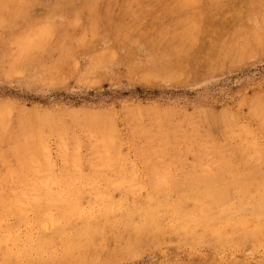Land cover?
Masks as SVG:
<instances>
[{
	"label": "rangeland",
	"instance_id": "rangeland-1",
	"mask_svg": "<svg viewBox=\"0 0 264 264\" xmlns=\"http://www.w3.org/2000/svg\"><path fill=\"white\" fill-rule=\"evenodd\" d=\"M0 6V264H264V0Z\"/></svg>",
	"mask_w": 264,
	"mask_h": 264
},
{
	"label": "bare ground",
	"instance_id": "bare-ground-1",
	"mask_svg": "<svg viewBox=\"0 0 264 264\" xmlns=\"http://www.w3.org/2000/svg\"><path fill=\"white\" fill-rule=\"evenodd\" d=\"M7 1V0H6ZM162 1V0H161ZM212 1V0H211ZM12 2V1H11ZM258 3V2H257ZM263 3V2H262ZM17 4H19V3H17ZM253 4H255V3H253ZM252 4V5H253ZM137 6H138V4H137ZM1 7V6H0ZM176 7V6H175ZM259 7V6H258ZM57 8V7H56ZM55 8V9H56ZM5 9V8H4ZM183 9H184V7H183ZM250 9V8H249ZM7 11V10H6ZM11 11V10H10ZM88 11V10H87ZM255 11V10H254ZM73 12V11H72ZM252 11H250V13H251ZM263 12V11H262ZM261 12V13H262ZM11 13V12H10ZM9 13V14H10ZM56 13V12H55ZM93 13V12H92ZM260 13V14H261ZM233 14H235V13H233ZM249 14V13H248ZM59 15V14H58ZM179 15V14H178ZM186 15V14H185ZM241 15V14H240ZM165 16V15H164ZM242 16V15H241ZM255 16V15H254ZM261 16V15H260ZM50 17V16H49ZM167 17V16H166ZM229 17V16H228ZM251 17V16H250ZM47 18V17H46ZM45 18V19H46ZM59 18V17H58ZM174 18V17H173ZM247 18V17H246ZM252 18V17H251ZM165 19H167V18H165ZM250 19V18H249ZM248 19V20H249ZM59 20V19H58ZM70 20V19H69ZM168 20H170V19H168ZM173 20V19H172ZM236 20V19H235ZM239 20H241V19H239ZM80 22V21H79ZM63 23V22H62ZM139 23V22H138ZM34 24V23H33ZM64 24V23H63ZM105 24V23H104ZM177 24H179V23H177ZM67 25V24H66ZM160 25V24H159ZM170 25V24H169ZM97 26V25H96ZM177 26V25H176ZM110 27V26H109ZM27 28V27H26ZM36 29V28H35ZM45 29V28H44ZM57 29V28H56ZM187 29V28H186ZM73 30H74V28H73ZM58 31V30H57ZM98 31V30H97ZM135 31H137V30H135ZM224 31V30H223ZM28 32H31V31H28ZM103 32V31H102ZM158 32V31H157ZM164 32V31H163ZM243 32V31H242ZM185 34H189V32H187V31H185L184 32ZM146 34V33H145ZM176 35H177V33H175ZM174 34V35H175ZM199 34V33H198ZM97 35V34H96ZM121 35V34H120ZM159 35V34H158ZM204 35V34H203ZM179 36V35H178ZM219 36V35H218ZM229 36V35H228ZM35 37V36H34ZM202 37V36H201ZM25 38V37H24ZM93 38V37H92ZM91 38V39H92ZM155 38H157V37H155ZM160 38V37H159ZM169 38H171V37H169ZM82 39V38H81ZM117 39V38H116ZM204 39H207V38H204ZM229 39V38H228ZM83 40V39H82ZM155 40V39H154ZM182 40V39H181ZM116 41V40H115ZM50 42V41H49ZM53 42H54V40H53ZM141 42V41H140ZM170 42V41H169ZM44 43V42H43ZM56 43V42H55ZM54 43V44H55ZM142 43V42H141ZM185 41H184V43L183 42H181L180 43V45H182V46H184L185 45ZM121 44V43H120ZM140 44V43H139ZM145 44V43H144ZM170 44V43H169ZM176 44V43H175ZM61 45V44H60ZM166 45V44H165ZM46 46V45H45ZM175 47V46H174ZM174 47H173V49H174ZM181 47V46H180ZM213 47V46H212ZM144 48V47H143ZM170 49H171V47H169ZM33 49V48H32ZM52 49H54V48H52ZM162 49V48H161ZM38 50V49H37ZM190 51V50H189ZM24 52V51H23ZM164 52V51H163ZM220 52V51H219ZM165 53V52H164ZM30 54V53H29ZM41 54V53H40ZM62 54V53H61ZM151 54V53H150ZM172 54V53H171ZM180 54V53H179ZM45 55V54H44ZM183 55V54H182ZM146 56V55H145ZM106 57V56H105ZM156 58V57H155ZM93 59V58H92ZM163 59V58H162ZM57 60V59H56ZM94 60V59H93ZM152 60V59H151ZM164 60V59H163ZM162 60V61H163ZM165 61V60H164ZM28 62V61H27ZM46 62V61H45ZM143 63V62H142ZM155 64V63H154ZM167 64V63H166ZM165 64V65H166ZM28 65V64H27ZM173 65V64H172ZM30 66V65H29ZM41 66V65H40ZM53 66V65H52ZM174 66V65H173ZM50 67V66H49ZM163 67V66H162ZM257 101V100H256ZM251 105H253V104H251ZM1 109V108H0ZM129 110V109H128ZM154 110V109H153ZM263 110V109H262ZM132 111V110H131ZM162 112V111H161ZM101 113V112H100ZM158 113V112H157ZM148 114V113H147ZM89 115V114H88ZM94 115V114H93ZM124 115V114H123ZM129 115V114H128ZM132 115V114H131ZM158 115V114H157ZM103 116V115H102ZM151 116V115H150ZM107 116H105V118H106ZM40 118V117H39ZM104 118V119H105ZM64 119V118H63ZM26 120V119H25ZM24 120V121H25ZM37 120V119H36ZM102 120V119H101ZM236 121V120H235ZM39 122V121H38ZM37 122V123H38ZM144 123V122H143ZM24 124H26V123H24ZM60 124V123H59ZM71 124V123H70ZM86 124V123H85ZM95 124V123H94ZM145 124V123H144ZM99 125V124H98ZM158 125V124H157ZM169 125V124H168ZM62 126V125H61ZM96 126V125H95ZM102 126H104V125H102ZM127 126V125H126ZM63 127V126H62ZM65 127V126H64ZM151 127V126H150ZM25 128V127H24ZM93 128V127H92ZM163 128V127H162ZM138 129V128H137ZM149 129V128H148ZM196 129V128H195ZM30 130V129H29ZM52 130V129H51ZM102 130H104V129H102ZM65 131V130H64ZM62 132V131H61ZM73 132V131H72ZM71 132V133H72ZM2 133V132H1ZM135 133V132H134ZM155 133H156V131H155ZM33 134V133H32ZM45 134V133H44ZM99 134V133H98ZM136 134V133H135ZM152 134V133H151ZM1 135V134H0ZM23 135V134H22ZM165 135V134H164ZM237 135V134H236ZM241 135V134H240ZM55 136V135H54ZM95 136V135H94ZM125 136V135H124ZM137 136V135H136ZM247 136V135H246ZM23 137V136H22ZM63 137V136H62ZM100 137V136H99ZM126 137V136H125ZM142 137V136H141ZM24 138V137H23ZM89 138V137H88ZM85 139V138H84ZM114 140V139H113ZM131 140V139H130ZM136 140V139H135ZM147 140V139H146ZM21 141V140H20ZM134 141V140H133ZM73 142V141H72ZM120 142V141H119ZM137 142V141H136ZM242 142V141H241ZM244 142V141H243ZM100 143V142H99ZM122 143V142H121ZM135 143V142H134ZM101 144H102V142H101ZM129 144V143H128ZM149 144V143H148ZM135 145V144H134ZM168 145V144H167ZM251 145V144H250ZM139 146V145H138ZM256 146V145H255ZM58 147V146H57ZM75 147V146H74ZM79 148V147H78ZM135 150H137L138 149V147H137V149L136 148H134ZM8 150V149H7ZM32 150V149H31ZM124 150V149H123ZM44 151V150H43ZM125 151V150H124ZM9 152V151H8ZM26 152V151H25ZM117 152V151H116ZM123 152V151H122ZM121 152V153H122ZM136 152V151H135ZM24 153V152H23ZM56 153V152H55ZM131 153V152H130ZM149 153V152H148ZM131 155V154H130ZM136 155V154H135ZM134 155V156H135ZM110 156V155H109ZM116 156V155H115ZM120 157V156H119ZM122 157V156H121ZM32 158V157H31ZM58 158V157H57ZM30 159V158H29ZM49 159V158H48ZM136 159V158H135ZM137 159H139V158H137ZM143 159V158H142ZM140 160V159H139ZM251 160V159H250ZM5 161V160H4ZM19 162V161H18ZM126 162V161H125ZM145 163V162H144ZM157 163V162H156ZM214 164V163H213ZM18 165V164H17ZM63 165H65V164H63ZM197 166V165H196ZM22 167V166H21ZM65 167V166H64ZM134 167V166H133ZM217 168V167H216ZM32 169V168H31ZM30 169V170H31ZM50 169V168H49ZM60 169H62V168H60ZM193 169V168H192ZM22 170H23V168H22ZM114 170V169H113ZM148 171V170H147ZM63 173L65 172V171H62ZM53 173V172H52ZM58 173H60V172H58ZM97 173V172H96ZM102 173V172H101ZM111 173V172H110ZM188 173V172H187ZM21 174V173H20ZM92 174V173H91ZM116 174V173H115ZM7 176V175H6ZM30 176V175H29ZM50 176V175H49ZM98 176V175H97ZM155 176V175H154ZM166 176V175H165ZM8 177V176H7ZM31 177V176H30ZM54 177V176H53ZM65 178V177H64ZM88 178V177H87ZM98 178V177H97ZM110 178V177H109ZM105 179V178H104ZM144 179V178H143ZM227 179V178H226ZM102 180V179H101ZM82 181V180H81ZM86 181V180H85ZM89 181V180H88ZM107 181V180H106ZM156 181V180H155ZM7 182V181H6ZM31 182V181H30ZM34 182H35V180H34ZM37 182V181H36ZM20 184V183H19ZM67 184V183H66ZM105 184H107V183H105ZM129 184V183H128ZM39 185V184H38ZM40 185H42V184H40ZM62 185V184H61ZM163 185V184H162ZM181 185V184H180ZM222 185V184H221ZM85 186V185H84ZM87 186V185H86ZM100 186V185H99ZM108 186V185H107ZM114 186V185H113ZM23 187V186H22ZM30 187V186H29ZM41 187V186H40ZM110 187V186H109ZM139 188V187H138ZM163 188V187H162ZM54 189H55V187H54ZM93 189V188H92ZM105 189V188H104ZM225 189V188H224ZM50 190V189H49ZM83 190V189H82ZM103 190V189H102ZM134 190V189H133ZM227 190V189H226ZM91 191V190H90ZM122 191V190H121ZM28 192V191H27ZM119 192V191H118ZM8 193V192H7ZM35 193V192H34ZM70 193V192H69ZM87 193V192H86ZM4 194V193H3ZM9 194V193H8ZM82 195V194H81ZM112 195V194H111ZM29 196V195H28ZM89 196V195H88ZM56 197V196H55ZM97 197V196H96ZM106 197H108V196H106ZM45 198V197H44ZM59 198V197H58ZM86 198V197H85ZM92 198V197H91ZM26 199V198H25ZM24 199V200H25ZM95 200V199H94ZM206 200V199H205ZM41 201V200H40ZM83 201V200H82ZM47 202H49V201H47ZM94 202V201H93ZM2 204H5V203H2ZM1 204V205H2ZM56 204V203H55ZM69 204V203H68ZM21 205V204H20ZM48 205V204H47ZM66 205V204H65ZM46 206V205H45ZM57 206V205H56ZM22 207V206H21ZM26 207V206H25ZM42 207V206H41ZM65 207V206H64ZM76 207V206H75ZM32 208V207H31ZM45 208V207H44ZM53 208H55V207H53ZM69 208V207H68ZM72 208V207H71ZM12 209V208H11ZM59 210V209H58ZM62 210V209H61ZM66 210V209H65ZM4 211V210H3ZM11 211V210H10ZM17 211V210H16ZM18 211H20L19 209H18ZM60 211V210H59ZM76 211V210H75ZM27 213V212H26ZM192 213V212H191ZM24 214V213H23ZM73 214V213H72ZM14 215V214H13ZM9 216V215H8ZM63 217V216H62ZM71 217V216H70ZM36 217H34V219H35ZM82 219V218H81ZM48 220V219H47ZM112 221V220H111ZM36 225V224H35ZM69 261V260H68ZM59 264V263H58Z\"/></svg>",
	"mask_w": 264,
	"mask_h": 264
}]
</instances>
